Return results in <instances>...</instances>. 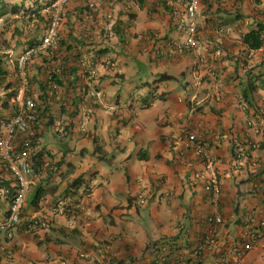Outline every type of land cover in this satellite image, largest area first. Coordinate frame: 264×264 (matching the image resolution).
<instances>
[{
    "label": "crops",
    "instance_id": "0c3cea01",
    "mask_svg": "<svg viewBox=\"0 0 264 264\" xmlns=\"http://www.w3.org/2000/svg\"><path fill=\"white\" fill-rule=\"evenodd\" d=\"M48 1L0 2V58L7 70L0 119L17 103L11 90L17 93L28 79L40 113L46 111L33 135L40 139L41 177L27 194L25 213H50L68 197L79 203L77 222L59 214L36 234H0V264L10 250L13 264H148L150 246L171 239L185 244L189 256L208 230L210 214L224 220L219 246L187 264H264V237L239 261L231 250L245 229L244 215L264 214V43L258 49L244 43L245 34L264 25V0H198L200 46L185 53L171 44L185 35L180 20L188 0H100L116 10L108 40L107 21L86 0H73L56 43L43 47L48 29L39 26L38 51L22 70L18 59L37 33L26 18L39 6L47 15ZM10 4L21 11L4 13L2 6ZM19 17L28 25L11 24ZM14 27L23 33L14 34ZM220 29L227 32L220 35ZM49 71L61 84L53 79L44 93L38 80ZM191 131L200 133L213 170L179 141ZM0 167L11 190L7 184L15 181ZM213 171L218 203L206 189ZM87 186L89 195L79 190ZM6 207L0 202V210Z\"/></svg>",
    "mask_w": 264,
    "mask_h": 264
},
{
    "label": "built area",
    "instance_id": "2783aa9c",
    "mask_svg": "<svg viewBox=\"0 0 264 264\" xmlns=\"http://www.w3.org/2000/svg\"><path fill=\"white\" fill-rule=\"evenodd\" d=\"M73 0H54L49 5L51 11V22L47 27L48 33L42 41V46H51L57 42L59 30L64 22V14ZM86 5L104 18L109 26L104 29V39L108 40L112 30V21L116 16V10L113 2H109L107 8L103 7L100 0H86ZM186 12L181 18L182 27L185 35L180 41L171 44L173 50L177 53H185L199 48L200 40L198 36L197 10L198 0H188ZM112 23V24H111ZM219 34L227 32L220 29ZM38 51L36 47L26 50L18 59L20 69H26L31 62L34 54ZM220 53V50H217ZM161 52L156 51V56ZM209 76L214 77L215 72L209 69ZM28 80V79H27ZM25 80L22 87L15 96L16 105L11 114L5 115L0 119V166H5L15 181V193L10 197V190L5 187L4 180L0 179V202H6L7 207L0 210V234H4L7 239H13L15 231L20 229L30 234H36L40 230L49 228L54 223L55 216L64 215L72 224H76V214L79 203L68 197L60 198L50 213L44 211L35 215L25 213V202L27 194L32 186L37 184L41 177V171L37 163L38 147L40 139L33 137L35 125L39 124L38 102L30 93V82ZM54 85L53 79H48V88ZM38 137V136H37ZM184 144L185 149L194 147L197 152L207 162V168L214 169L215 162L210 154L205 150L201 143L200 133L197 131L185 132L179 139ZM1 168V167H0ZM203 177L198 173L196 178ZM206 189L213 191L212 201L218 203L221 188L216 173L210 172L207 177ZM81 193L90 194V188L79 189ZM73 191V190H72ZM77 191V190H76ZM74 192V191H73ZM140 204L145 203L142 196L138 197ZM209 224L208 230L204 236L189 250L191 254L184 256L187 246L181 244L180 240L171 239L154 243L150 246L149 253L152 260L148 264H187L202 258L207 248L219 246V231L224 220L218 214H210L206 218ZM244 231L239 238L235 240L232 247V253L235 258L241 260L249 251H251L264 237V214L246 213L243 217ZM187 252V251H186ZM191 259V260H190ZM14 255L10 250L5 260L1 264H13ZM64 264V262H62Z\"/></svg>",
    "mask_w": 264,
    "mask_h": 264
},
{
    "label": "trees",
    "instance_id": "16d2710c",
    "mask_svg": "<svg viewBox=\"0 0 264 264\" xmlns=\"http://www.w3.org/2000/svg\"><path fill=\"white\" fill-rule=\"evenodd\" d=\"M1 1L2 0H0V2ZM53 1L54 0H49L48 3H47V5L49 6L51 4V2H53ZM137 1H138V3L140 5H143L146 0H137ZM21 7L22 6H17V5L10 4L8 7L7 6H2L1 9L5 11L4 13H10L12 15H15V14H17V13H19L21 11ZM39 7H37L36 9H33L32 11H30L29 16L26 18L27 19L26 22H28V23L32 22L34 24V31L35 32H37L39 30V26L40 25L45 24V23L47 24V26H45L44 29H47V27L49 26V24L51 22V11L48 12L47 15H42L41 12H40V8ZM24 11L25 12L26 11L28 12L27 9H25ZM24 11L21 12L22 15H23V17L26 15V13ZM77 16L80 18V15L79 14H77ZM18 20H21L22 21V22H20L21 24H23L25 26L28 25L26 22L23 21V20H25V18L20 19V17L19 18L12 19L11 20V24H13V25L14 24H17L16 21H18ZM20 23H18V24H20ZM14 29H15V31H14L15 33L14 34H16V35H19L20 36L23 33V31L21 30L20 27H14ZM263 32H264V25L260 24L256 30H251L250 32H248L247 34H245V36H244V43L247 45V47L249 49H258V48L262 47V45L264 43L263 38H262V33ZM24 33H25V31H24ZM29 33H30V30L28 31V33L26 32V36H28ZM39 36H40V34H39V32H37L36 35L30 37L29 38V44L26 46V48H24V50L26 51V50H28V49L36 46V44L39 41V39H38ZM3 62H4L3 59L0 58V84L6 80V76H7V70L3 67ZM49 78L55 79L59 85L61 84V81L55 76V73L54 72L51 73L49 71L47 73V77H46V80L45 81L38 80L39 81V86L41 88V91H44V93H45L46 87L48 86V79ZM248 83L249 84H248L247 89L251 91L252 90L253 83L251 82V80ZM8 87H10V86H8V84H7V88ZM16 94L17 93H16V91L14 89V90H11L9 96H16ZM244 95L247 98V92L246 91L244 92ZM38 109H39V113H40L41 107L39 106V104H38ZM45 111H46V108L43 111H41V113L39 115V118H40L39 124L37 123L35 125V127H34L35 129H38L39 128L40 123H41V114H42V112H45ZM7 186L8 187H11V190H10V192H11L10 193V197H11L15 193V188L16 187H15V185L11 186L10 184H7ZM38 194L39 193L37 191V194H35L34 195V198L31 200L32 203H36V201H37V199L39 197Z\"/></svg>",
    "mask_w": 264,
    "mask_h": 264
},
{
    "label": "rangeland",
    "instance_id": "374dc122",
    "mask_svg": "<svg viewBox=\"0 0 264 264\" xmlns=\"http://www.w3.org/2000/svg\"><path fill=\"white\" fill-rule=\"evenodd\" d=\"M255 256H256V255H254V258H253V259H255ZM248 264H253V260H252V261H250V263H248Z\"/></svg>",
    "mask_w": 264,
    "mask_h": 264
}]
</instances>
